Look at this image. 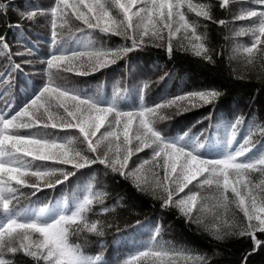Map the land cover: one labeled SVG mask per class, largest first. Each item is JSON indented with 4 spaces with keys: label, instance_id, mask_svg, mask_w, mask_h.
<instances>
[{
    "label": "snow or ice",
    "instance_id": "obj_1",
    "mask_svg": "<svg viewBox=\"0 0 264 264\" xmlns=\"http://www.w3.org/2000/svg\"><path fill=\"white\" fill-rule=\"evenodd\" d=\"M146 49L167 63L130 83ZM181 55L209 77L186 79ZM113 65L123 75L91 92L71 83ZM21 76L41 82L22 95ZM253 77L246 110L221 112L226 81ZM166 78L184 86L149 101ZM194 109L207 111L182 136L161 127ZM169 212L216 247L239 244L232 264L264 257V0H0V264H220L164 238Z\"/></svg>",
    "mask_w": 264,
    "mask_h": 264
},
{
    "label": "trees",
    "instance_id": "obj_2",
    "mask_svg": "<svg viewBox=\"0 0 264 264\" xmlns=\"http://www.w3.org/2000/svg\"><path fill=\"white\" fill-rule=\"evenodd\" d=\"M199 2V0H196ZM210 35L213 40H216L217 30L214 25H210ZM243 41H246V37L241 38ZM120 43L119 38H112L107 41L108 46H115ZM123 67V62H118ZM165 64L167 63V58L164 57L163 53L157 49H146L144 52L135 55L131 59L130 67L134 65L135 67L132 70L130 76V83H133L137 78L144 76L146 77L148 73L152 70V65L155 64ZM177 65V71L181 72V74H185L186 79L199 81L201 79H205L209 77V73L206 69L201 68V66L197 65L192 59L186 58L183 55L178 56L174 61ZM114 71L104 70L101 73H95L91 76L84 77H74L71 80V83L75 86L82 87L87 91H93L96 83L101 80H106L108 82L114 81L118 77L122 76L123 73L117 69L116 65L112 66ZM28 71L29 69H25ZM155 79V77H153ZM20 84L17 85V91L23 95L24 90L21 88V84H25L28 91H31L33 87L39 85L40 78L35 77L31 81H26L23 76L19 77ZM184 86V82L179 80H168L167 78L164 81H161L159 84L153 86L151 92L147 96L149 101H155L160 98L165 93L175 92L180 87ZM226 86L229 89L230 95L221 103L220 111L223 112L225 108L234 109V108H245L246 105L250 102L249 98L251 95L256 94L255 88L259 87L258 82L255 78H251L250 80L246 79L243 81H226ZM110 93V86L106 85V94ZM20 97H18L19 99ZM259 99V97H258ZM125 103H136L135 94H130L127 99L124 101ZM256 107L259 108V104H256ZM207 109H194L189 112L182 113L179 116L174 117L171 121L163 122L161 127L166 126V134L169 137L176 138L178 136H182L185 131L188 130L193 124H195L196 120L200 118L202 114H206ZM206 123V122H203ZM202 125H196V127L192 128V134H195L200 130ZM187 139V138H186ZM218 146H215V145ZM210 149H205L206 154L214 155L218 151L222 150L223 144L216 143ZM121 185L120 182L117 181L115 185V191H120ZM141 206L136 209L137 212H142L144 214H151L153 209L150 206V202L141 201ZM160 214L159 209L153 211V216ZM122 216H126L127 212L122 211ZM165 222L171 221L172 229L169 234H167L164 238L171 239L176 241L177 243L188 244L190 247H195L204 250L215 249L216 251L221 252V256L217 259L220 261V264H232V262L239 255L238 249L239 244H236L234 241H230L225 243L221 247H216L209 238L205 236H197L195 233H192L183 222L176 218L174 212L164 213ZM139 218V217H138ZM143 236L137 237V239H145L147 233H143ZM183 237V238H182ZM110 241V237L108 238ZM92 247H96L93 245ZM119 250L121 252L127 251V247L120 246ZM117 254L116 249H114L113 245L108 243V251L106 255L115 256ZM17 264H22L21 258L18 255L16 257ZM254 264H264V257L257 256L254 254Z\"/></svg>",
    "mask_w": 264,
    "mask_h": 264
},
{
    "label": "rangeland",
    "instance_id": "obj_3",
    "mask_svg": "<svg viewBox=\"0 0 264 264\" xmlns=\"http://www.w3.org/2000/svg\"><path fill=\"white\" fill-rule=\"evenodd\" d=\"M215 146H218L217 144Z\"/></svg>",
    "mask_w": 264,
    "mask_h": 264
}]
</instances>
